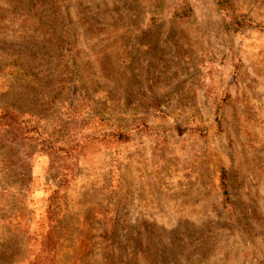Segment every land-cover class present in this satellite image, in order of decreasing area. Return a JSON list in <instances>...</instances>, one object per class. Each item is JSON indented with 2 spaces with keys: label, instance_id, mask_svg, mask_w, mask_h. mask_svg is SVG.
Returning <instances> with one entry per match:
<instances>
[{
  "label": "rangeland",
  "instance_id": "obj_1",
  "mask_svg": "<svg viewBox=\"0 0 264 264\" xmlns=\"http://www.w3.org/2000/svg\"><path fill=\"white\" fill-rule=\"evenodd\" d=\"M0 264H264V0H0Z\"/></svg>",
  "mask_w": 264,
  "mask_h": 264
},
{
  "label": "trees",
  "instance_id": "obj_2",
  "mask_svg": "<svg viewBox=\"0 0 264 264\" xmlns=\"http://www.w3.org/2000/svg\"><path fill=\"white\" fill-rule=\"evenodd\" d=\"M222 185L224 186V188L226 187V184L224 182H222ZM224 194H227V190L226 189H224Z\"/></svg>",
  "mask_w": 264,
  "mask_h": 264
}]
</instances>
